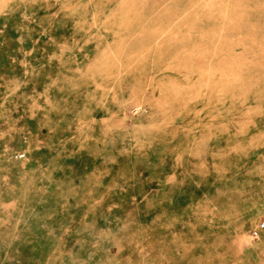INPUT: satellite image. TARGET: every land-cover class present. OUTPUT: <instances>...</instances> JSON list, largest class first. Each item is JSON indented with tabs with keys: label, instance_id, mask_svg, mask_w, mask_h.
Segmentation results:
<instances>
[{
	"label": "rangeland",
	"instance_id": "obj_1",
	"mask_svg": "<svg viewBox=\"0 0 264 264\" xmlns=\"http://www.w3.org/2000/svg\"><path fill=\"white\" fill-rule=\"evenodd\" d=\"M264 0H0V264H264Z\"/></svg>",
	"mask_w": 264,
	"mask_h": 264
},
{
	"label": "built area",
	"instance_id": "obj_2",
	"mask_svg": "<svg viewBox=\"0 0 264 264\" xmlns=\"http://www.w3.org/2000/svg\"><path fill=\"white\" fill-rule=\"evenodd\" d=\"M261 231H264V223L260 224L258 229L252 233V238H257Z\"/></svg>",
	"mask_w": 264,
	"mask_h": 264
}]
</instances>
